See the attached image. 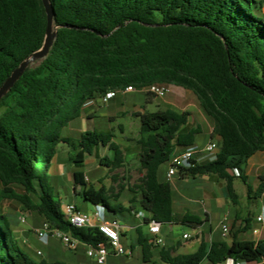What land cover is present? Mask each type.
<instances>
[{"label":"trees","instance_id":"16d2710c","mask_svg":"<svg viewBox=\"0 0 264 264\" xmlns=\"http://www.w3.org/2000/svg\"><path fill=\"white\" fill-rule=\"evenodd\" d=\"M55 38L47 55L27 67L0 99V264H65L36 261L16 239L2 212L5 200L17 201L52 227L83 244L103 242L97 228H75L65 219L50 182L57 146L69 144L72 193L107 211L134 205L148 214L135 227L143 263L155 246L142 228L149 220L161 225L178 221L201 225L197 215H175L169 181H160L158 167L195 144L199 127L187 128L184 113L172 109L138 112L140 139L138 183L127 187L129 209L117 202L125 189L93 187L80 170L86 156L99 147L111 152L99 164L111 172L128 161L112 133L86 131L76 143L61 135L79 118L83 106L108 91L142 90L166 84L190 91L213 124L219 146L215 159L179 168L180 179L209 175L225 183L235 201L232 183L245 182L247 160L264 152V0H49ZM46 17L41 0H0V86L18 64L40 48ZM148 94V93H147ZM179 151V152H180ZM192 163V161H191ZM233 170L239 175L235 176ZM117 180V176L113 177ZM37 184L38 188H36ZM13 185L20 186L18 194ZM264 192V174L256 193ZM247 224L248 220H247ZM248 228V225L246 226ZM202 240L190 254L171 255L160 248L162 264H264V239Z\"/></svg>","mask_w":264,"mask_h":264},{"label":"rangeland","instance_id":"374dc122","mask_svg":"<svg viewBox=\"0 0 264 264\" xmlns=\"http://www.w3.org/2000/svg\"><path fill=\"white\" fill-rule=\"evenodd\" d=\"M177 88L170 86V93H174ZM168 94V93H167ZM167 94L162 97H155L153 95L147 94L145 90H134L130 93H123L120 91L115 92L113 99L109 100L107 103L102 102H89L85 104L81 110L79 118L71 121L68 126H66L61 135L71 142L76 143L79 139L81 133L86 131H98L103 133H112L114 135L113 140L118 144L121 150L125 153L126 161H130L132 157L136 160L134 163L129 162L125 167L113 170L112 172L105 166L99 164L101 157H111V152L102 146L97 147L94 152L86 156L88 162H93L92 164L84 165L80 170L84 172L86 181L95 188H99L102 185L106 189H113L112 191L116 193L119 186H123L125 189L121 192L120 197L117 202L113 199L110 200L111 205L115 206L117 203L126 205L128 195L127 187L138 183L141 177V170L138 163V151L139 145L137 141L141 137L139 130V118L136 115L138 112H155L157 110H163L166 105L163 103ZM169 95V94H168ZM183 105V103H181ZM209 136L205 133H200L195 138V146L200 151V156H197V161H206L209 155L204 148L208 143ZM72 147L67 143H61L57 146V157L61 159L67 158L66 163L70 164L69 156L73 155ZM128 155H133L128 158ZM128 159V160H127ZM59 164V163H57ZM74 167V166H73ZM169 167V162L162 163L158 167L157 177L158 179H163ZM60 172V166H56L55 163L50 169V182L54 186L57 198L61 201L62 210L64 212V206L67 203H73L76 205L77 209L83 214H92L97 208L88 201L83 200L78 195H73L72 190V173L69 172L66 175H56ZM117 176V180H113V177ZM175 181L177 184V190L173 192V198L178 201H188L195 204V200L200 201L195 204L199 208H202V202L210 212L209 221L204 222V229L207 231L210 227L214 231L221 229V222L223 221V211L214 210L213 203L211 200H203L200 192H195L194 186L197 181L193 179L188 180V185L183 184L181 180L175 175ZM236 188L240 194L241 190L244 194L247 191V185L252 188L256 186V179L250 177L247 179L245 185L240 179L235 180ZM200 185V184H197ZM38 188L37 184H35ZM13 189L16 193L21 194L23 190L20 186L13 185ZM197 190V188H196ZM250 210L249 215L250 222L255 227L254 229H247L245 234L241 235V238H249L253 230H260L261 225L254 221L257 214H261V207L264 202H261L259 198H255L253 194L250 197ZM175 200V202H176ZM125 203V204H124ZM194 204H191L194 206ZM102 207V206H99ZM2 212L7 215L11 224L14 227L15 232H22V235L18 237L20 245L32 255L33 259L36 261L44 260L48 263L62 262L65 264H95V262L86 255L87 248L82 244L75 245V251L73 249L69 250L64 247L58 239L49 238L47 243L43 245L37 240L36 229H38L44 221L42 218L34 212H28L25 210L17 201L15 200H5L1 204ZM107 211L106 209H104ZM109 212V211H107ZM121 223L132 224V220L129 216L128 211H115L111 212ZM199 217L204 220L205 216L202 211H198ZM25 217V221L21 222L20 217ZM253 219V220H252ZM183 230L190 231V229L183 224H178L172 231H168L167 224L163 225V234H167L171 239H180ZM14 232V234H15ZM119 242L123 249L129 250L131 245L134 246L132 254L118 256L114 255L111 249L107 250V256L105 258L104 264H142V254L141 249L136 244V233L135 229L125 232L124 235L119 233ZM40 250L42 255H37L36 251Z\"/></svg>","mask_w":264,"mask_h":264},{"label":"crops","instance_id":"0c3cea01","mask_svg":"<svg viewBox=\"0 0 264 264\" xmlns=\"http://www.w3.org/2000/svg\"><path fill=\"white\" fill-rule=\"evenodd\" d=\"M256 1H262V0H256ZM261 13L262 15H264V4H262ZM170 92L171 91L169 89V92H168L169 95L167 94V97L163 101V103L166 105V107L163 110L172 109L179 113H184L187 119V128L199 127L202 133H205L209 136L208 142L209 141L217 142L216 138L211 137V132L213 128L212 121L208 117H206L203 114V112L200 110L195 96L190 91L182 89V88H177L174 91V93H170ZM181 103H183V105H181ZM179 151H180L179 149L175 150V152H179ZM130 156H133V155H128L127 157L130 158ZM124 157H125V153H124ZM129 160H130L129 162L131 163H134L136 161L134 157H132ZM66 161H67V158L61 159L60 157L58 158L56 155L55 165L60 166V172L59 174L56 173L55 176L56 175H60V176L66 175L69 172L73 173L75 171V168L73 167L72 163L70 162L69 164V163H66ZM92 163H94V161L88 162L87 159L85 158L84 165L92 164ZM166 174L163 179H159V180L169 181L170 183L173 211L175 215L192 214V215L199 216L198 211L202 209L204 216H205L204 222L205 221L208 222L210 219V212L206 210L203 202L201 206L202 208H199L198 206L195 205L197 204V202L200 201L199 199H196L194 201L195 202L194 204L193 202L190 203L191 200L184 202V201H178L173 198V192H174L173 188L177 190V184L174 178L175 175L171 177L169 180H167ZM242 174L245 177V182L243 181L245 185H247L246 182L248 178L254 177L256 179V186L252 188L251 186L247 185L246 193L244 194V192L241 190L242 194H240L236 188V183H235V180L239 178H235L232 183L233 192L236 195L235 201H233L228 196L226 192V188H225V183L223 182L222 179L214 177V176H209V175H199V176H196L195 178H191L197 181L196 185L194 186L195 188V190H193L194 193L200 192L203 200L208 199L212 201L214 210L223 211V219H222L223 221L221 222V224H225L229 228V235L226 238L223 239L221 237V229H219L216 232L209 227L208 230L206 231L204 229V222H203L199 226H193L190 223L183 224V225H186L190 229V231L183 230V232L181 233L180 239H173V238L171 239V237L168 236L166 233L165 234L162 233L163 225L160 224L159 235L163 239V245L158 246L152 250V257H151L150 262L142 263V264H162L158 256V251L160 248L169 250L171 255L190 254V253H194L198 249L202 240L206 241L207 243H210L213 240L223 239L227 243H229L232 240V233L234 232L237 233L236 234L237 239L239 240L256 241L258 239H264V221H257V217L264 216V205H262L261 207V214H257V216L254 219L255 222L260 223L261 225L260 230L256 229L258 231V234L255 235L251 232V236L249 238H246V237L241 238V235L245 234V231L247 229L251 230L255 228L253 224L250 222V218H249V215L251 213V210L249 208L250 207L249 201L251 199L250 198L251 195L253 194L255 198L257 197L260 199L261 202H264V192H262L260 195L256 193L257 186H258V177L261 174H264V152L259 151L253 154L247 160V163L245 165V168ZM176 175L183 184L188 185L187 182L190 178L180 179L178 174ZM141 176H142V173H141ZM197 184H200V185H197ZM130 196L131 194L128 195L126 205L121 204V206L124 209H129L131 207V204L128 202ZM191 204H194V206ZM96 207L97 208L95 209L94 213L88 214L93 226L97 225L98 223L102 221L109 222L111 220H116L120 226L119 233L121 236L124 235L125 232L131 230L132 228L135 229L136 226L142 225L143 218L141 219L138 218L137 217L138 213L143 214V217L149 216L148 214L141 211L138 205L136 204L133 206L132 209H129L130 212H128L133 223L132 224L121 223L112 213L105 211L103 207H99V205ZM247 220L249 224H247ZM178 224H182V223L178 221H173L170 224H167L168 231H172L175 228V226ZM247 225H248V228H246ZM142 232L144 233L146 237L149 238L147 226H144L142 228ZM17 235L21 236L22 232L20 233L15 232V237L18 240ZM183 235H187L188 238L183 239ZM133 250H134V246L131 245L129 250L127 249L125 250L127 252L126 255L132 254ZM73 251H75V249H73ZM201 264H208V262L203 261L201 262ZM219 264H234V263L231 260H226ZM255 264H260V263H255Z\"/></svg>","mask_w":264,"mask_h":264},{"label":"built area","instance_id":"2783aa9c","mask_svg":"<svg viewBox=\"0 0 264 264\" xmlns=\"http://www.w3.org/2000/svg\"><path fill=\"white\" fill-rule=\"evenodd\" d=\"M169 86L166 84L155 83L152 84L142 90H145L148 94L153 95L155 97L162 98L169 92ZM135 89L132 87H126L124 90L120 91L123 93L133 92ZM116 91H108L101 98H99V102L107 103L109 100L113 99ZM218 146L217 142L209 141L204 151H206L209 155L208 160L211 161L215 159L216 152ZM200 156V151L198 148L193 145L185 148L180 152H175L169 162V167L167 170V180L177 174L179 168H187L193 164V161L197 162V156ZM192 161V163H191ZM233 174L238 176L239 173L237 170H233ZM64 215L65 219L68 223L75 228H86V227H94L97 228L98 233L103 237L104 241L97 243L96 245H87L81 243L79 240L71 237L68 233L62 232L61 230L52 227L49 223L44 222L38 229H36V237L39 242L43 245L47 243L49 238L58 239L61 244L67 249L71 250L75 248L76 244L84 245L86 250V255L91 258L95 264H104L105 258L107 256V250L111 249L114 255H124L127 253L125 249H123L122 245L119 242V224L116 220H111L109 222L102 221L97 225L93 226L90 221V217L86 214L81 213L75 204L67 203L64 206ZM138 218H143V214L138 213ZM19 220L21 222L25 221V217H20ZM257 221H264V216L257 217ZM149 239L155 246H162L163 239L160 237V224L154 220H149L147 224ZM253 234H258L257 230L252 231ZM229 235V228L225 224H221V237L224 239ZM188 238L187 235H183V239ZM37 255H42L40 250L36 251ZM234 264H245L241 262H236Z\"/></svg>","mask_w":264,"mask_h":264},{"label":"water","instance_id":"95a60500","mask_svg":"<svg viewBox=\"0 0 264 264\" xmlns=\"http://www.w3.org/2000/svg\"><path fill=\"white\" fill-rule=\"evenodd\" d=\"M41 3L46 17V25L42 44L39 49L33 51L26 58H24L5 79V81L0 86V99L10 90V88L19 79V77L22 75V73L27 67L37 61H41L47 55L55 38L56 27L53 26V11L51 4L49 0H41ZM219 144L220 143L217 142V146H219ZM194 163L195 161H193V164Z\"/></svg>","mask_w":264,"mask_h":264}]
</instances>
